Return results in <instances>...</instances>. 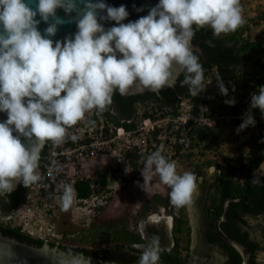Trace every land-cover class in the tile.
<instances>
[{"label":"clouds","instance_id":"9594fccd","mask_svg":"<svg viewBox=\"0 0 264 264\" xmlns=\"http://www.w3.org/2000/svg\"><path fill=\"white\" fill-rule=\"evenodd\" d=\"M57 9L69 15L76 13V31L63 40L53 39L58 25L65 23ZM128 16L125 5L110 6L105 0H0V112L7 115L0 120V195L12 192L18 183L27 186L36 182L45 142L61 143L67 128L91 110L106 106L117 109L113 100L117 91L121 95L146 91L159 94L164 87L175 88L179 82L193 95L204 94L200 93L206 88L204 69L199 49L193 45L198 27L207 25L218 37L235 31L244 22L239 0H158L146 15L124 23ZM42 21L47 23L43 31L38 27ZM101 21L116 23L105 28ZM214 83L204 94L207 101L219 100L220 92L228 94L220 76ZM140 101L134 104L131 115L120 116L132 117ZM225 103L232 105L235 99L226 97L221 107ZM222 108L231 118L208 136L195 155L175 163L159 151L153 152L129 184L139 173L144 182L149 179L143 168L154 171L170 186V202L177 207L187 205L195 191V175L201 176L204 167L219 170L216 164L208 165L200 150L207 145L211 148L210 138L219 130L238 125L237 118L242 119L237 132L255 126L252 109L264 115V85L250 94V107L243 117ZM183 161L188 162V171L179 173ZM204 181L211 203L215 179L212 183ZM61 199L67 209L73 199L70 185H65ZM33 209L25 208L28 219L38 213V207ZM77 213L86 214L74 209V216ZM140 248L137 264H158V236L153 235ZM77 264H91V258L81 256ZM256 264H264V250L256 254Z\"/></svg>","mask_w":264,"mask_h":264},{"label":"built area","instance_id":"2783aa9c","mask_svg":"<svg viewBox=\"0 0 264 264\" xmlns=\"http://www.w3.org/2000/svg\"><path fill=\"white\" fill-rule=\"evenodd\" d=\"M205 85L200 93L205 94L215 83L209 78ZM221 105V100L196 103L192 96L185 95L176 109L158 100L140 101L135 114L128 118L120 116L114 106L85 113L82 120L67 128L61 143H49L36 169L39 179L28 186L6 223L46 240L60 239L52 209L63 206L65 185L73 189L74 209L96 213L129 184L149 154L159 151L175 162L197 151L199 146L194 145L198 129L216 128L231 118ZM248 110L243 109L238 116L243 117ZM113 115L119 116L121 123ZM80 181L90 186L89 195H79ZM34 207L39 208L38 213L28 219L25 208Z\"/></svg>","mask_w":264,"mask_h":264},{"label":"trees","instance_id":"16d2710c","mask_svg":"<svg viewBox=\"0 0 264 264\" xmlns=\"http://www.w3.org/2000/svg\"><path fill=\"white\" fill-rule=\"evenodd\" d=\"M241 6V3L239 2ZM264 22V12H262L257 18H253L248 21H244L235 31L221 34L218 37L213 36L212 30L209 26L198 27L193 42L199 44L204 55L198 52L201 57V63L204 69V84L207 79L212 78L215 82L220 76L225 86L228 88L227 99L234 98L235 103L229 105L225 103L222 107L225 109L233 110L235 114H239L243 109L250 107V94L256 92L260 85H264V29L262 33L256 34L252 32V25L259 26ZM255 23V24H254ZM195 27V26H194ZM211 41V44L208 42ZM182 79V77H181ZM192 96L196 103L207 102L204 94L193 95L186 86H181L179 82L175 88L162 89L159 94L154 92H140L132 93L128 95H121L118 91L113 94V100L116 102L117 109H120V115H131L134 104L141 101H161L164 105L175 107L178 106V101L184 95ZM252 114L257 120V124L264 128V115L261 114L259 109H252ZM113 115V119L119 121V116ZM241 118H237L236 122L239 125ZM219 127H224L223 124L218 125L216 128H200L196 131V142L194 146H201L206 141L209 135L215 134V130ZM242 145L240 155L237 157L226 158L225 161L218 162L213 159H207L208 165L216 164L219 168V173L215 177V182L212 186L215 187L214 192L210 194L213 204L217 203L222 205L227 197H237L240 195H247L248 199H241L239 201H232L230 204V219L236 216V212L242 206L244 211H248L252 214L264 213V174L258 177L255 174L256 169L260 166L264 159V150L259 143H253L251 149H247L245 142H249V138L242 132H237L235 136ZM255 138V136H254ZM252 139V138H251ZM46 145L44 152L48 149L49 143ZM264 145H262L263 147ZM210 148L209 145L205 147V150ZM203 150V149H202ZM200 150L202 156L206 151ZM195 151H191L187 156L191 157L195 155ZM237 160V161H236ZM237 163H236V162ZM40 162V160H39ZM38 162V165H39ZM198 171L201 172V168L198 166ZM28 186L21 185L14 193L6 194L7 201L5 203L6 210L12 211L16 209L19 203L24 199ZM80 196H87L91 192V188L85 181H80L77 184ZM246 201L250 203H257L255 207L251 208L246 205ZM248 204V203H247ZM218 208V207H217ZM177 216L176 229L187 230L188 220L182 216ZM216 216H218L216 214ZM242 221L247 223L248 219L242 217ZM214 222V218H212ZM230 221V220H229ZM230 227V222L226 223ZM188 226V227H187ZM228 227L224 228L229 231L231 235L240 238L249 244V250L255 254V250L264 249V244L260 242L251 243L247 240L248 231H240L239 229L230 230ZM256 227V226H255ZM0 231L6 235L16 236L20 239L33 243L35 245H43L45 240L40 237H34L31 234L24 232L20 227H14L10 223H5L0 220ZM134 240H140L141 234L130 232ZM217 232L213 228L208 233L209 238L212 241L217 240ZM220 240L221 237H218ZM179 241H177L178 243ZM55 243H53L54 245ZM181 244V243H179ZM177 246L172 251L162 252L160 255L162 261L167 264H185L188 261V256H184L181 253L182 250ZM228 251L234 252L237 259L234 261L230 259L227 264H233L237 261H241V257L236 251L230 249L226 244ZM189 248V247H186ZM66 250H73L74 252L86 250L85 248L79 249V247L65 246ZM89 250H86L88 253ZM89 254V253H88Z\"/></svg>","mask_w":264,"mask_h":264},{"label":"flooded vegetation","instance_id":"af4514ba","mask_svg":"<svg viewBox=\"0 0 264 264\" xmlns=\"http://www.w3.org/2000/svg\"><path fill=\"white\" fill-rule=\"evenodd\" d=\"M48 142L49 141H47L46 145ZM46 145H44L40 151V161L45 154L44 150ZM263 174L264 173H261L257 176L260 177ZM142 183L140 187H135L133 190L124 187L115 195H112L108 202L102 205L96 213L83 214L80 216L81 219H77L76 216H74L73 205H70L67 209L63 206L55 207L52 209V219L53 222L56 223V228L61 234V238L55 240L45 239L44 243H48L52 248H56L74 257L84 256L86 258H91V260L96 259L102 261L105 264H137V259L141 251L140 245L147 243V241L155 235L159 237L161 246L160 255L162 252L172 251L178 244L179 249L182 250L180 254L185 257L188 256V261L185 264H227L230 259L235 261L237 259L236 254L228 251L226 244L241 257V261H237L233 264H243L242 255L224 240L217 227L216 221L224 213V202L222 205L217 203L216 206L214 204L212 206L211 203L202 199V201L194 203L198 211H194L196 214L193 213V215L190 216L188 212L189 209L187 208L188 205L184 204L183 206L177 207L170 202L169 193L171 188L169 185H155L154 181L149 185H147L148 183L146 181ZM22 184L23 183H18L15 189L10 193L17 191ZM206 192L208 194L207 189ZM207 194L204 196L206 200ZM6 201V194L0 195L1 221H5L9 217H12L16 212V209L12 211L6 210ZM230 204L231 203H229L226 211L227 217L221 222V228L229 236L238 240L245 246V250L250 253L251 264H256V254L264 249L255 250L254 254L249 250L250 246L248 243L231 235L229 231L225 230L224 225L228 227L226 223L230 222V227H228V229H239L242 232L248 231L247 240H250L251 243L256 241L264 244V213L252 214L248 211H244V207L241 206L236 212V216L230 219ZM256 204L257 203L246 201V205L251 208L255 207ZM56 209L57 211H55ZM125 213L128 214L129 217L126 218ZM104 214L108 216L106 215L107 217H104ZM216 214L218 216H216ZM115 215L116 219H114ZM176 215L182 216L188 220L187 225L189 228L187 230L183 229L184 231L182 232V230L176 229L178 220ZM240 215L248 219L247 223L242 221ZM105 218L107 220H105ZM212 218H214V222ZM193 222L196 223L197 234L194 228L191 227ZM141 224L145 225L143 229L140 227ZM259 225H262L260 232L255 229ZM94 228L99 231V234L94 233L93 235L91 233ZM213 228L217 232L216 241H212L208 236V233L211 232ZM131 231L140 233V240H134L130 234ZM195 237H197V246L193 248ZM218 237H221V239L218 240ZM16 238L20 241L28 242L18 237ZM98 238L108 245L96 248L91 244H83L85 240L89 243H93ZM177 241L179 242L177 243ZM53 243L55 244L53 245ZM65 246L79 247V249L85 248L89 250V254L86 250L77 252L66 250ZM219 254L222 258L219 262L212 260ZM158 264L167 263L162 261L160 257Z\"/></svg>","mask_w":264,"mask_h":264},{"label":"water","instance_id":"95a60500","mask_svg":"<svg viewBox=\"0 0 264 264\" xmlns=\"http://www.w3.org/2000/svg\"><path fill=\"white\" fill-rule=\"evenodd\" d=\"M105 2L110 6H120L121 4L125 5L129 16L125 19L124 23H127L129 20L138 19L140 16L146 15L149 8L154 6L158 0H105ZM83 5H81L82 7ZM34 7V5H33ZM137 8H143V11H136ZM57 15L65 20V23L58 25V31L56 35L53 37L54 40L60 39L63 40L66 36H70L76 31V23L75 19L76 13L73 12L70 15L66 14L63 9H57ZM39 19V16H37ZM105 25V28L112 26L115 24V21H101ZM39 29L43 31L45 27H47L46 22H41L38 25ZM193 45L199 49V53L204 55V51L199 44L193 42ZM204 57H206L204 55ZM167 87H164L165 89ZM147 92V91H146ZM140 93V92H137ZM128 95V94H127ZM7 119L6 113L0 112V120ZM15 135V133H14ZM22 142L26 143L25 138H21ZM45 142L44 145H46ZM43 145V146H44ZM42 146V148H43ZM41 148V149H42ZM41 151V150H40ZM248 199L247 195H240L237 197H227L224 201V213L223 215L217 219V227L220 231L221 236L224 240L242 255L243 264H251L250 253L245 250V246L239 242L238 240L229 236L222 228L221 222L226 219V211L228 209L229 203L232 201H239L241 199ZM0 241L6 242L10 244L12 247L13 255L11 257H6L7 264H77V261L81 256L74 257L64 252L52 248L48 243H44L43 245H35L30 244L28 242H23L18 240L16 237L6 235L2 231H0ZM84 257V256H83ZM86 258V257H84ZM91 264H105L102 261H98L96 259L91 260Z\"/></svg>","mask_w":264,"mask_h":264},{"label":"rangeland","instance_id":"374dc122","mask_svg":"<svg viewBox=\"0 0 264 264\" xmlns=\"http://www.w3.org/2000/svg\"><path fill=\"white\" fill-rule=\"evenodd\" d=\"M239 2L241 3V12H242V16H243V20L244 21H248L251 20L253 18H257L262 12H264V0H239ZM255 24V23H254ZM253 29L252 32L256 33V34H260L262 33L263 29H264V22L261 23L259 26L257 25H252ZM215 88V87H214ZM215 89L219 90L218 87H216ZM220 91V90H219ZM219 100H223L226 98L225 95L221 94V92L219 93ZM225 102V101H224ZM239 125H235L234 127H230L228 129H221L219 130V133L217 136H212V138H210V145L211 148H207V151L205 152V156L204 159H213L215 161L218 162H224L226 158H233V157H237L240 155V151L242 149V145L241 143L236 140L237 138L235 136H237V128ZM242 134L246 133V136L251 137L249 138V142H245V146L247 149H251L252 144L253 143H259L261 145V148L264 150V146L262 147V145H264V128H262L260 125L257 124V120H256V124L255 126H249L247 128H245L242 131ZM255 136V138H254ZM176 163V162H175ZM187 161H183L182 165L180 166V168L177 169V171L179 173H183L184 171H188L187 170ZM144 172V174L146 176L149 177V179L146 180V182L151 180V172L150 171H146L145 168L142 169ZM214 171L213 169H209L207 167L203 168V174L201 176L198 177V175H195L196 177V184H197V179H201L204 180L206 179L208 182L209 180H211L212 178H214ZM264 173V159L262 161V163L260 164V166L256 169V173L255 174H261ZM144 181L143 175L141 173L138 174V176H136L134 178V181L132 183H130L126 188L129 190H133L135 187H140ZM157 182V181H156ZM158 183V182H157ZM165 183H163L162 181L159 180L158 185H164ZM198 195V194H197ZM200 201L199 199H197V202ZM188 209H189V214L190 216L193 215L194 211H198L197 206L194 205V203H188ZM78 216H76L77 219H81L80 216H82V214L77 213ZM118 214V212H117ZM196 214V213H194ZM107 214H104V217ZM126 218L129 217L128 214L125 213ZM122 217V216H120ZM114 219H116V215L114 216ZM121 219V218H120ZM105 220H107L105 218ZM264 226V225H263ZM191 227L194 228V231L196 233V223H192ZM259 232L262 229V225H259L258 227ZM93 235L94 233H98L99 231H97L96 228L93 229V231L91 232ZM197 234V233H196ZM113 243V242H111ZM83 244H87V245H92L93 247H103L108 245L107 243H105L103 240L101 241L100 238H98L97 240H95L93 243H89L86 240L83 241ZM197 246V237H195V241L193 244V248H195ZM218 252V251H217ZM219 253V252H218ZM216 253V254H218ZM222 259L220 254L218 256H215L212 260H214L215 262H219V260ZM213 264V263H212Z\"/></svg>","mask_w":264,"mask_h":264},{"label":"crops","instance_id":"0c3cea01","mask_svg":"<svg viewBox=\"0 0 264 264\" xmlns=\"http://www.w3.org/2000/svg\"><path fill=\"white\" fill-rule=\"evenodd\" d=\"M216 134H218V133H216ZM210 168L213 169V171L215 172L214 173V175H215L214 178L209 180V183H212V181L215 179L216 175L219 173L220 170H218L215 166H211ZM141 171H143V170H141ZM150 172L152 174L151 175L152 178H151L150 181L147 182L148 183L147 185H149L152 181H154L155 185L158 184L159 180H160L159 175L157 173H155L154 171H150ZM197 180L198 181H197V184H196V187H195V191L193 192L192 198H191V200L188 203H196L195 201H197V199H199L200 201H202V199H203L205 201V197L204 196H205V194H207V192H206L207 185L205 184L204 180H201V179H197ZM164 185H167V184H164ZM164 185H162V186H164Z\"/></svg>","mask_w":264,"mask_h":264},{"label":"snow or ice","instance_id":"6c2138e0","mask_svg":"<svg viewBox=\"0 0 264 264\" xmlns=\"http://www.w3.org/2000/svg\"><path fill=\"white\" fill-rule=\"evenodd\" d=\"M12 255L11 245L0 241V264H7L6 257H11Z\"/></svg>","mask_w":264,"mask_h":264}]
</instances>
